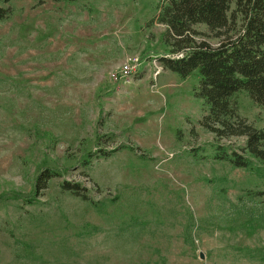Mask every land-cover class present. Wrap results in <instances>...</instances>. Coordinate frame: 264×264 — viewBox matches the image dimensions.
Wrapping results in <instances>:
<instances>
[{
	"label": "rangeland",
	"instance_id": "obj_1",
	"mask_svg": "<svg viewBox=\"0 0 264 264\" xmlns=\"http://www.w3.org/2000/svg\"><path fill=\"white\" fill-rule=\"evenodd\" d=\"M162 2L3 4L0 264H264V162L214 158L219 143L242 153L246 137L204 128L198 70L161 64L180 55L156 21ZM233 99L264 129L263 106L246 91ZM45 168L58 175L35 196Z\"/></svg>",
	"mask_w": 264,
	"mask_h": 264
},
{
	"label": "trees",
	"instance_id": "obj_2",
	"mask_svg": "<svg viewBox=\"0 0 264 264\" xmlns=\"http://www.w3.org/2000/svg\"><path fill=\"white\" fill-rule=\"evenodd\" d=\"M10 1L0 0V21L8 16L3 4ZM156 21L167 27L165 41L171 52L180 54L161 56L163 67L181 77L196 70L200 74L196 96L207 106L201 125L218 139L246 137L242 153L219 143L214 158L245 168L254 166L253 158L264 162V129L242 117L233 99L246 91L264 107V0H163ZM197 24H206L219 37L218 44L197 39L201 34ZM100 153L107 156L106 151ZM57 175L51 168L43 169L36 177L34 195L46 190ZM62 187L83 200L91 199L77 182L65 181Z\"/></svg>",
	"mask_w": 264,
	"mask_h": 264
},
{
	"label": "built area",
	"instance_id": "obj_3",
	"mask_svg": "<svg viewBox=\"0 0 264 264\" xmlns=\"http://www.w3.org/2000/svg\"><path fill=\"white\" fill-rule=\"evenodd\" d=\"M137 66H138V60H135V62L128 64L123 71L124 75H130L132 72L137 71L138 70Z\"/></svg>",
	"mask_w": 264,
	"mask_h": 264
}]
</instances>
